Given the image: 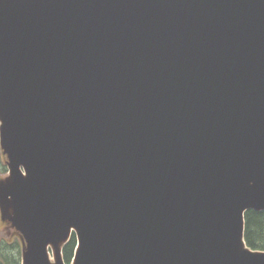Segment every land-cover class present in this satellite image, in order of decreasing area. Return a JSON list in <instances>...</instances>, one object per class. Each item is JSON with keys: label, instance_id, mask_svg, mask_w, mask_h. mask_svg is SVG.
Masks as SVG:
<instances>
[{"label": "water", "instance_id": "1", "mask_svg": "<svg viewBox=\"0 0 264 264\" xmlns=\"http://www.w3.org/2000/svg\"><path fill=\"white\" fill-rule=\"evenodd\" d=\"M0 144L22 264H264V0H0Z\"/></svg>", "mask_w": 264, "mask_h": 264}, {"label": "trees", "instance_id": "2", "mask_svg": "<svg viewBox=\"0 0 264 264\" xmlns=\"http://www.w3.org/2000/svg\"><path fill=\"white\" fill-rule=\"evenodd\" d=\"M12 233L0 238V264H22L24 241L11 225ZM10 230V232H11ZM245 243L253 251H264V211L249 210L245 215ZM77 248V238L72 235L63 246L66 264H71Z\"/></svg>", "mask_w": 264, "mask_h": 264}, {"label": "rangeland", "instance_id": "3", "mask_svg": "<svg viewBox=\"0 0 264 264\" xmlns=\"http://www.w3.org/2000/svg\"><path fill=\"white\" fill-rule=\"evenodd\" d=\"M4 167L7 168L4 154H3L1 144H0V180L6 179L9 175V168L5 169ZM2 211L3 209H2V206L0 205V238L6 237L10 233H12V230L10 227L12 223L9 220L8 216L3 217ZM5 214L9 216L11 215V213L8 211L5 212ZM49 256H50L51 261L54 263L56 261V251L52 247L49 248ZM72 263L73 261L71 262V264Z\"/></svg>", "mask_w": 264, "mask_h": 264}, {"label": "flooded vegetation", "instance_id": "4", "mask_svg": "<svg viewBox=\"0 0 264 264\" xmlns=\"http://www.w3.org/2000/svg\"><path fill=\"white\" fill-rule=\"evenodd\" d=\"M4 158H5V162H6V166H7V157L4 155ZM5 169H7L6 167H4Z\"/></svg>", "mask_w": 264, "mask_h": 264}]
</instances>
